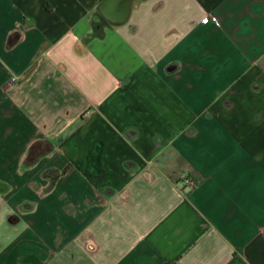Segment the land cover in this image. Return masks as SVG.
<instances>
[{
    "label": "crops",
    "instance_id": "1",
    "mask_svg": "<svg viewBox=\"0 0 264 264\" xmlns=\"http://www.w3.org/2000/svg\"><path fill=\"white\" fill-rule=\"evenodd\" d=\"M0 264H264V0H0Z\"/></svg>",
    "mask_w": 264,
    "mask_h": 264
},
{
    "label": "built area",
    "instance_id": "2",
    "mask_svg": "<svg viewBox=\"0 0 264 264\" xmlns=\"http://www.w3.org/2000/svg\"><path fill=\"white\" fill-rule=\"evenodd\" d=\"M209 19H211L215 24H219V21H218V19L215 16L204 17L202 19V21L203 22H207V20H209ZM15 79H16L15 77H12L11 78V82H14ZM184 182L190 187H193V185H194V180L191 177H189V176L184 178Z\"/></svg>",
    "mask_w": 264,
    "mask_h": 264
}]
</instances>
